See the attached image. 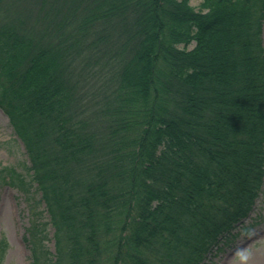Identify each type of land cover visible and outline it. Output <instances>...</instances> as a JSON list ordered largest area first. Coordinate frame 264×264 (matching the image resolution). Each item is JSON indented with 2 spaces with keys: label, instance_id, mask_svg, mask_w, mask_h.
<instances>
[{
  "label": "trees",
  "instance_id": "1",
  "mask_svg": "<svg viewBox=\"0 0 264 264\" xmlns=\"http://www.w3.org/2000/svg\"><path fill=\"white\" fill-rule=\"evenodd\" d=\"M263 26L264 0H0V107L31 172L6 182L40 193L33 264H214L249 229Z\"/></svg>",
  "mask_w": 264,
  "mask_h": 264
},
{
  "label": "rangeland",
  "instance_id": "2",
  "mask_svg": "<svg viewBox=\"0 0 264 264\" xmlns=\"http://www.w3.org/2000/svg\"><path fill=\"white\" fill-rule=\"evenodd\" d=\"M203 1L191 0V4L196 9H202ZM95 82L96 86L91 89V95L99 91L102 80ZM29 164L30 160L22 141L15 133L9 117L0 107V240L4 237L9 244L5 255V264H33L29 247L25 241L26 229L33 217L30 207L32 203L27 197L39 198L40 193L37 192L35 185L32 187V193L27 194L17 186L7 183L9 172L5 170L14 168L29 180L31 179V172L28 170ZM44 207L42 202L39 208ZM44 217L46 218L44 220L48 221L47 213L44 214ZM246 224L250 225L249 229L243 230L240 227L237 230L239 235L234 241L224 246L215 255H210L214 264H236L234 252L237 248H246L251 251L250 264H264V186L254 210L246 219ZM49 228L50 236H52L54 229L52 226ZM253 232L254 235H252ZM46 242L53 249L54 241L49 239Z\"/></svg>",
  "mask_w": 264,
  "mask_h": 264
},
{
  "label": "clouds",
  "instance_id": "3",
  "mask_svg": "<svg viewBox=\"0 0 264 264\" xmlns=\"http://www.w3.org/2000/svg\"><path fill=\"white\" fill-rule=\"evenodd\" d=\"M252 235H254V232L252 233ZM251 258L252 253L246 248H237L234 252V259L236 264H250Z\"/></svg>",
  "mask_w": 264,
  "mask_h": 264
}]
</instances>
